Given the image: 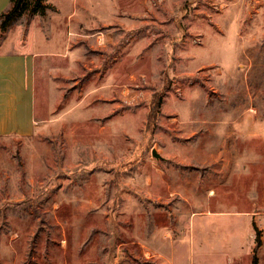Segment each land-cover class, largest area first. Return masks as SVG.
Segmentation results:
<instances>
[{"label": "rangeland", "instance_id": "374dc122", "mask_svg": "<svg viewBox=\"0 0 264 264\" xmlns=\"http://www.w3.org/2000/svg\"><path fill=\"white\" fill-rule=\"evenodd\" d=\"M46 4L34 43L86 58H38L42 127L0 137V264H252L256 230L264 264V0Z\"/></svg>", "mask_w": 264, "mask_h": 264}, {"label": "crops", "instance_id": "0c3cea01", "mask_svg": "<svg viewBox=\"0 0 264 264\" xmlns=\"http://www.w3.org/2000/svg\"><path fill=\"white\" fill-rule=\"evenodd\" d=\"M1 12H3L2 7H0V13ZM43 28L44 29L39 26L31 28L28 22H26V24L25 22L22 23L21 19L17 24L12 25L5 32L8 37L7 39L4 38L0 43V137H29L36 132L38 129L37 127H42L40 122L43 123L45 117L40 119L35 118L36 114L34 107L36 62L38 58L48 57L50 55H58L62 58H73L75 56L77 57L76 60L79 59L81 55L82 60L86 58V53H84V50L81 51L80 47L74 48V53H71V31L68 30L67 26H65L66 42L64 45L66 50L63 53L44 51L42 45L34 43L35 36H33L35 35L34 31H37V34L38 31L40 33L43 32L44 43L49 42V32L47 36V33H45L46 28ZM17 33L21 34L17 45L21 47L30 42L33 49L31 52L25 53L15 50L14 48L9 49V41L7 40L10 34L16 35ZM71 66L69 68L60 69L57 73L59 77H64L63 74H70ZM47 69H49V67ZM104 95L105 94L99 89H94L88 96L82 92V99L84 100L88 97L96 96V98L100 100ZM92 97L91 99H93ZM255 128L257 129V125H255ZM261 128L262 126H260V129ZM254 134L256 136H258V134L260 135L258 131H256V133L254 132ZM206 151H208V149H206ZM207 164L211 166L209 161ZM232 168L233 167L229 170H232ZM212 194L214 193L212 192Z\"/></svg>", "mask_w": 264, "mask_h": 264}, {"label": "trees", "instance_id": "16d2710c", "mask_svg": "<svg viewBox=\"0 0 264 264\" xmlns=\"http://www.w3.org/2000/svg\"><path fill=\"white\" fill-rule=\"evenodd\" d=\"M50 7L46 0H9L6 11L0 13V33L6 32L12 25L17 24L25 16H44ZM256 245L253 248L252 264H257L256 250L260 244L259 233L256 230Z\"/></svg>", "mask_w": 264, "mask_h": 264}, {"label": "water", "instance_id": "95a60500", "mask_svg": "<svg viewBox=\"0 0 264 264\" xmlns=\"http://www.w3.org/2000/svg\"><path fill=\"white\" fill-rule=\"evenodd\" d=\"M152 156L155 158H160L159 154L155 150H152Z\"/></svg>", "mask_w": 264, "mask_h": 264}]
</instances>
